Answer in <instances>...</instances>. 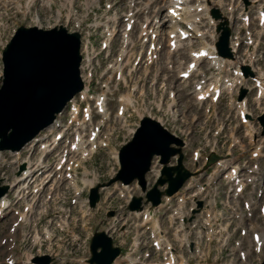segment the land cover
Instances as JSON below:
<instances>
[{"label": "rangeland", "instance_id": "rangeland-1", "mask_svg": "<svg viewBox=\"0 0 264 264\" xmlns=\"http://www.w3.org/2000/svg\"><path fill=\"white\" fill-rule=\"evenodd\" d=\"M47 1L52 2L51 8L45 5ZM155 1H160V4H163L162 0ZM111 2H117V0H100V5L103 6L104 3ZM211 3L213 6H217L219 8L223 4V6H221L222 12H227L226 9L231 6H233V8L238 7L237 12L233 14L234 19L232 22V28L237 32L240 29L241 33L239 32L240 35H238L241 39L244 38V29H241L240 20L236 18L238 12L243 11V0H211ZM58 4L59 0L35 1L34 7L39 10L44 26H47L48 23L53 22L55 18L53 12L55 11V8H57ZM125 4L126 0H119L117 6L122 5L124 8ZM154 6L156 7V5ZM13 9L14 8H12V5H2V3H0V46H2L1 42H4L8 36L7 29L12 26L13 21L16 20L11 16V11H13ZM30 10L33 11V4L30 7ZM123 10H125V8ZM202 23V29H204V31L201 28V30L199 28L198 29L203 31L204 34L206 31L204 40L206 39V43L210 46L212 44L208 43V39L210 36H212L211 34L215 33V26H212L208 19H202ZM250 27L253 30L259 29L256 24L252 23V21L250 23ZM196 39H193L189 45L187 40L186 45H192V48H197L199 45ZM98 44L99 41L97 40V47ZM113 46L114 50H116V48L119 46V41ZM260 47L264 50V45L263 48L262 45ZM189 48H185L184 42L182 41V46L177 51L170 48L172 54H169L170 50L168 52V49L164 44L160 52L157 53L159 58V60L156 59L157 63L151 62L154 65L150 68L151 73L147 76V81H152L154 78L159 76L157 78L158 83L156 84L158 89L157 99L159 98V95H162V109H158L156 107L155 100L150 95H148V93L146 97H141L143 98L142 102L139 99L138 95L140 88L148 87L150 84V82L140 80L139 74L136 77L137 80H140L138 83L139 88L134 92V95L135 99L139 101L138 106H141L142 108L144 107L151 118L159 121L169 132L183 139L185 146L182 148V164L189 171L195 173L196 169L200 168L201 166L202 169L207 168L208 171H211L212 162L218 157L226 156L228 154H236L237 157L242 155L245 157L247 156L246 153L253 145V143H250L252 138H249V136H257L260 132L259 124L256 121V116L260 112V107L253 103L251 98L252 93L247 96V108L251 115V122L247 124V122L242 123L240 121L238 116L239 108L236 102L229 98L227 91H222L221 96L217 100L212 101L210 97H208L202 103V100L199 102V100L194 97V93L192 91L194 82L200 79V75L194 73L189 81H183L178 78L177 74L182 65L191 60V53H195L200 49L198 48L197 51H194L189 50ZM241 52L242 50L240 48L238 53ZM111 59L113 60L114 56ZM180 61L183 63L181 66H179L181 64ZM169 63L173 66L172 69H169ZM231 63H233V61L229 64ZM207 64L208 63L200 64L201 71L205 73L206 77L210 76L211 74L215 76V70L213 67H211H215V65L211 64V60H209L210 66H207ZM215 68L218 69L217 67ZM1 69L2 65L0 60V75ZM99 70L100 69L97 68L98 73L95 78L100 77ZM183 70L184 69H181L180 71ZM82 74L88 77V75L85 73ZM140 75L144 78V71L143 74ZM221 75L226 76V70H222ZM163 81L166 82L167 86L165 92H162L161 82ZM110 87L111 90L108 92V108L110 107L109 109L112 108L116 110V103L113 104V99L116 95L118 96L119 93L126 92V90L124 89L116 91L115 83H111ZM90 88L96 92L100 91V87H98L96 83L92 84ZM170 89H173L169 92L171 100L168 97V91ZM127 95L131 97L130 94ZM196 101L200 104H197ZM230 101H232V104ZM137 104L138 103H136L135 107ZM157 106H159V104H157ZM167 110L172 115H167ZM127 113H131V110ZM174 113H176V115ZM174 115L176 117H173ZM137 118L138 116L134 113L130 115L129 120L131 122V127H136L135 121ZM249 129L251 132L248 131ZM247 132L250 135H247ZM126 133V130H124L123 133L121 132V134H123L122 137L113 142L116 148L130 140V137L125 135ZM198 151L202 154V158H194V153ZM21 154V158L30 154L32 161H36L39 152L37 147H34L33 150L32 147H26ZM5 159V163L0 167V178L2 179L7 177L8 180H12L14 179L13 167L15 166V155H7ZM55 159L56 156H52V158H50V162ZM152 164V172L150 171L146 174L148 187L152 185V182L155 179L153 176L154 170H159L161 167L156 158L153 160ZM77 169V176L74 177V180H76L78 185L82 186L80 187L81 191H83L81 194L76 193V188L70 182L57 178L56 183H52L50 181L46 185L47 188H55V190L52 189L49 191V193L51 192L52 194H50V198L46 196L49 194V189H47L42 194V199H40L38 202H35V213L33 216H29V220H32L35 223L29 224V227H24L27 235L22 237L21 241L19 242L20 253L18 257L20 262L18 264H33L31 262L32 257L43 254H48L53 257V262H51V264H88V245L92 234L96 231L107 232L112 236L113 243L117 246H121L124 250H135L132 254L133 258L140 256L142 260L141 263L151 264V225L149 226L150 229H145L146 226H143L144 221L142 218L130 214L126 209V203L130 195L142 194L137 183L132 182L127 187H122L121 184L116 183L115 185L104 189L100 194V201L97 203L96 207L90 208L87 204V194L89 187L83 186L81 180L82 182L83 179L95 180V176L92 177L95 173L98 174L97 182L107 181L111 176L116 174L118 171V166L116 165L115 160H112L109 155L97 153L92 157V159L80 163ZM85 170L87 173L84 172ZM85 175L88 178H86ZM221 181V183L217 181L218 186L221 187L218 192L220 197L224 198L219 199L222 200V202L217 204L216 209H222L224 205L223 201L228 197L227 193L230 194L229 187L226 185L225 180ZM116 189H119L121 193L117 192ZM11 199L13 202H18L16 196L14 198L11 197ZM229 204L230 201L225 203V206L228 207ZM260 204H263L262 199L260 200ZM184 206L185 210L189 212L190 208L195 206L194 197L191 200L186 201ZM13 207L21 211L23 209V202L20 200L18 205H14ZM109 210H114L115 215L112 217H107L106 213ZM254 214H257L256 211ZM197 216L198 214L195 215V218ZM14 217L15 215L13 214V209H11L8 221H0V238L6 236L7 226L12 222ZM256 217V219L259 218L258 215H256ZM221 218L224 219L222 216ZM226 221L229 222V219H226ZM206 222H209V217H207ZM190 223L188 224L190 225ZM33 227L34 229H31ZM45 231H48V233ZM36 232L38 236L36 235ZM20 237L21 236L18 238ZM235 239L236 241L241 240V236L239 235L231 238L230 244H233ZM132 241L136 244V247L132 245ZM242 243L246 244V239H244ZM7 246L8 242L3 245L0 244V262L4 259L6 260L7 255L10 252V250H7ZM202 246L204 245L202 244ZM217 247L218 246H216V244L211 246L210 261L214 262L215 260H218L220 262L219 264H226L232 256V258H234V264H242L238 258L237 251L231 252L229 249H227L224 251L223 255L220 256V252L216 250ZM255 248H257V244L255 245ZM263 259L264 246L262 247L259 255H254L249 259L248 262L251 264H258L261 263Z\"/></svg>", "mask_w": 264, "mask_h": 264}, {"label": "water", "instance_id": "water-1", "mask_svg": "<svg viewBox=\"0 0 264 264\" xmlns=\"http://www.w3.org/2000/svg\"><path fill=\"white\" fill-rule=\"evenodd\" d=\"M213 15L215 18L221 16L217 10L213 11ZM220 28L221 25L218 26V29ZM222 28L217 43L218 51L223 56L231 57L227 48L230 31L228 27ZM79 50V34L68 33L64 27L49 30L23 26L18 28L3 51L0 149L19 150L41 129L49 125L55 114L81 90ZM242 70L245 75H252L248 67L244 66ZM241 92L238 99L244 96L245 90ZM259 120L264 127V115ZM262 134L264 135V131ZM172 143L182 145L180 139L170 134L158 122L145 117L132 141L120 150L121 170L115 179L129 183L137 178L141 185H144V174L149 169L153 155H160V162L167 164L171 156L179 153L178 165H165L157 182L160 185L167 182L165 194H173L191 173L182 166L180 149L169 147ZM157 184L148 192V199L152 205L160 202L162 194L157 189ZM6 189L5 186L0 187V196ZM92 192L94 194L90 195V198L93 206L98 196L96 189H92ZM134 200L130 208H140L141 200L139 198L135 202ZM90 250L92 254L88 260L90 264H111L119 255V248L112 246L111 238L104 232L94 234ZM34 260L41 264H49L50 257H36Z\"/></svg>", "mask_w": 264, "mask_h": 264}, {"label": "bare ground", "instance_id": "bare-ground-1", "mask_svg": "<svg viewBox=\"0 0 264 264\" xmlns=\"http://www.w3.org/2000/svg\"><path fill=\"white\" fill-rule=\"evenodd\" d=\"M95 0H93V2H94ZM258 1H261V0H254L253 2H258ZM93 2L92 1H89V0H85V6L86 7H92L93 6ZM39 4V3H38ZM47 6H48V4H47ZM198 6H203L202 8H201V10H203L201 13H199V14H197V15H200L201 17H207L208 16V18H209V6H207V4L206 3H203V5H200V4H197L194 8L195 9H197V7ZM39 7V6H38ZM200 10V11H201ZM183 21H185L186 23H187V25L188 26H190L191 28H193L194 29V31H195V33H196V38L199 40V42H200V44H201V47H200V49L197 51V52H192L191 53V56H192V61L189 63V64H187L186 65V68L183 70V71H179V73H182V72H187L188 74H190L191 72H193V71H195V70H197L198 69V64H199V62L201 61V59L202 58H204L203 56H200L199 55V53H200V51H202V50H205L206 51V53H207V55H206V57L207 58H211L210 60H211V64H214L215 65V67H217L218 69H222L223 67H225V63H226V60L224 59V60H222V59H220V58H218V57H216L215 55H214V53H213V51H214V45H208L207 43H206V41L204 40V32L203 31H200L199 29H198V27L194 24L195 22L197 23L198 21H199V19H198V17L197 16H193V17H191L190 15H187L185 18H183ZM182 46V41H179V42H177V41H173V42H171L170 43V47H171V49L172 50H175V51H177L180 47ZM155 50H156V45H155ZM154 52H152L151 53V55L153 54ZM157 53V52H156ZM155 56V55H154ZM153 57V56H152ZM155 58V57H154ZM154 58H153V60H152V58L149 56V58H148V60H150L151 62H153L154 61ZM87 60H88V62L90 63L91 62V57H87ZM230 62H232V61H229V63ZM117 72H119L120 73V71H121V66L120 65H117V67H116V69H115ZM144 74L147 72V68H145L144 70ZM120 74H122V73H120ZM118 78H121L120 76H118ZM123 80H124V78H122ZM235 82H237L236 80H235ZM198 85H196L195 84V89H196V94L198 95V100H199V102L201 101V100H203L207 95H208V91H206V90H203V89H201V90H197V87ZM232 86V85H231ZM231 86H229L230 88H231ZM88 86L85 84V88H87ZM261 93H263L264 94V87H262V89H261ZM171 94V93H170ZM201 94V95H200ZM212 95V94H211ZM122 98H120V102H121V104H122V106H123V108L124 107H128V106H133V104H134V101H133V99L129 96V95H127V96H121ZM213 97V96H212ZM202 102V101H201ZM237 105H238V108H239V110H242V112L243 113H245L246 112V108H247V106H246V101L244 100V101H242V102H238L237 103ZM171 106H172V104H171ZM49 128H51V127H49ZM45 145H46V143H45ZM47 149H45V151H46ZM81 152H83L82 154H85V150L84 149H82V151ZM113 155H115V158H118V152L117 151H115V153H113ZM46 156V155H45ZM29 157V156H28ZM45 159V157L42 159V160H44ZM38 166H40V164L38 165ZM28 169H30V166H28L27 167ZM26 172H29V171H26ZM154 172H158V170H154ZM238 176V172L235 170V169H233V170H231V172L229 173V174H227V178L229 179V180H232V179H234L235 180V178ZM253 178V177H252ZM249 178V179H247V182H249V181H252V180H254L255 178ZM21 179V177H17V179L16 180H20ZM25 178L23 177V180H24ZM237 180H239V179H237ZM83 184L84 185H87V186H93L94 184H95V180L93 179V180H88V179H83ZM242 184V183H241ZM39 190V189H38ZM79 190V189H78ZM40 191V190H39ZM235 196H237V194L235 193ZM214 204H215V200H214V202H213ZM3 205V204H2ZM0 206H1V204H0ZM23 216H21V218H22ZM209 217V216H208ZM212 232V231H211ZM261 237V238H260ZM260 237H259V241L258 242H255V245L257 244V248H260V246H261V244H262V246H263V243H264V231H262V233H261V235H260ZM261 246V247H262ZM119 263V260L118 259H116L115 260V262H114V264H118Z\"/></svg>", "mask_w": 264, "mask_h": 264}]
</instances>
